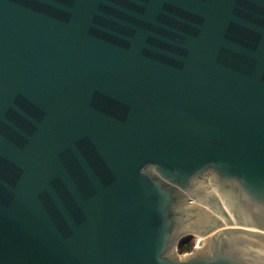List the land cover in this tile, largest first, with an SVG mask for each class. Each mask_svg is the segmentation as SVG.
<instances>
[{
  "label": "water",
  "instance_id": "water-1",
  "mask_svg": "<svg viewBox=\"0 0 264 264\" xmlns=\"http://www.w3.org/2000/svg\"><path fill=\"white\" fill-rule=\"evenodd\" d=\"M0 264H264V0H0Z\"/></svg>",
  "mask_w": 264,
  "mask_h": 264
},
{
  "label": "trees",
  "instance_id": "trees-1",
  "mask_svg": "<svg viewBox=\"0 0 264 264\" xmlns=\"http://www.w3.org/2000/svg\"><path fill=\"white\" fill-rule=\"evenodd\" d=\"M194 244L193 238H187L180 242L178 246V253L179 254H184L186 252H189L192 249V246Z\"/></svg>",
  "mask_w": 264,
  "mask_h": 264
},
{
  "label": "rangeland",
  "instance_id": "rangeland-1",
  "mask_svg": "<svg viewBox=\"0 0 264 264\" xmlns=\"http://www.w3.org/2000/svg\"><path fill=\"white\" fill-rule=\"evenodd\" d=\"M193 238H194V243H195V245H196V244L198 245V242H199L200 240L204 239L205 237L196 234V235L193 236Z\"/></svg>",
  "mask_w": 264,
  "mask_h": 264
},
{
  "label": "flooded vegetation",
  "instance_id": "flooded-vegetation-1",
  "mask_svg": "<svg viewBox=\"0 0 264 264\" xmlns=\"http://www.w3.org/2000/svg\"><path fill=\"white\" fill-rule=\"evenodd\" d=\"M191 238H193V237H191ZM193 240H194V238H193ZM195 247H197V244L195 245V243H194L193 246H192V249H191L190 251H192ZM190 251H189V252H190ZM186 253H188V252H186ZM186 253H184V254H186ZM184 254H180V255L182 256V255H184Z\"/></svg>",
  "mask_w": 264,
  "mask_h": 264
}]
</instances>
